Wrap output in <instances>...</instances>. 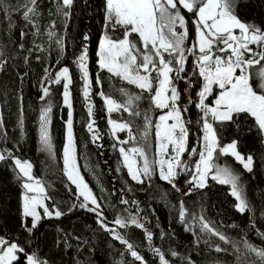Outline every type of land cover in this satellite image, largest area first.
Here are the masks:
<instances>
[{"label": "snow or ice", "instance_id": "1", "mask_svg": "<svg viewBox=\"0 0 264 264\" xmlns=\"http://www.w3.org/2000/svg\"><path fill=\"white\" fill-rule=\"evenodd\" d=\"M52 2L64 35L57 34V22L52 21L47 35L50 40L54 38L57 57L55 64L45 68V75L40 81L39 100L42 107L39 110L38 132L40 150L53 156L50 132L53 93L50 86H61V103L67 109L62 175L67 181L64 187L74 197L67 213L82 209L95 215L99 228L125 246L126 253L132 258L130 261H117V264H148L137 250L138 245L128 238L127 230L130 228L143 231L144 240L159 264H172L168 254L177 257L179 253L171 248L166 253L161 247L154 246V233L146 227L148 218L140 215L142 209L139 201L129 200L124 195V189H121L118 203L134 206L135 211L133 207L120 210L116 204H109L108 207L117 211L110 221L104 214L103 202L106 197L95 194L81 172L74 133L73 74L67 65L52 70L68 55L65 36L76 0ZM83 3L87 4L88 0H83ZM241 4L242 0H102L101 33L95 51L98 72L95 78L89 67L91 37L88 32L82 34L79 53L74 55L72 63L80 74L82 96L87 104L85 127L91 134V142L97 147L103 146L97 143L103 136L95 119L93 95H98L103 101L114 141L111 147L121 157L115 171L119 174L126 170L130 181L146 187H151L158 177L180 194L178 220L184 226V231L193 236L191 243L194 249H199L203 244L210 253L234 255V264H264V246L256 245L243 236L233 239L221 230V221H214L206 215L205 189L213 185L228 187V195L234 198L233 208L238 213L254 211L246 195L242 173L222 159L231 157L247 173L254 171V157L239 151L238 139L226 144L222 142L229 128L239 133L243 126H247L249 132L255 127L264 145V26L242 20L238 11ZM0 12L9 20V28L13 27L12 14L20 13L22 19L34 29L33 36L40 35L36 20L41 15L38 0H19L16 4L0 0ZM186 14L194 27V40L190 39ZM25 35L27 33L21 31V38ZM34 47L44 51L40 45ZM19 48H24L23 43ZM32 51L28 49L29 53ZM190 57L192 69L189 72L187 64ZM28 62V56H24L23 63ZM6 63V55L0 51V71ZM100 73L107 74L109 91L103 90L104 76ZM27 74L22 73L21 80ZM193 77L195 82H192ZM180 82L186 84L184 93H191L199 85L196 99L189 95L188 104L183 107L180 104ZM193 105L199 112V118L194 122L198 131L194 134L195 144L189 147L190 135H193L189 126L193 121L185 117L189 106ZM20 112L18 127L23 135L22 107ZM114 113L119 114L118 118L113 117ZM249 119L251 125H248ZM138 120L142 123H137ZM119 133H125L126 138L121 139ZM0 136H6L2 116ZM186 155L187 160L184 159ZM8 159L14 162V169H18L17 180L22 181V227L30 236L42 220L59 219L67 214L47 190L51 185L46 186L45 182L34 176L31 162L14 156L7 149L0 150V161ZM193 160L194 163H191ZM181 176L186 177L184 188L179 186ZM71 186H74V192ZM104 191L101 187V193ZM127 191L131 192L132 188L129 187ZM108 195L115 196L116 191ZM193 195L200 198L194 202L198 205L196 211H190L184 199ZM38 209H42V212ZM156 227L159 228V224ZM229 227L235 229L238 225L231 224ZM252 227H255L254 223ZM168 235L161 230L160 239ZM256 235L264 241V231L257 229ZM75 239L79 241L80 237ZM64 245L65 248L71 247L66 239ZM181 260L182 264H196L190 255ZM0 264H48V261L39 259L35 252L29 254L26 247L18 242L0 236ZM77 264L80 262L77 261ZM211 264H224V261L213 258Z\"/></svg>", "mask_w": 264, "mask_h": 264}, {"label": "trees", "instance_id": "2", "mask_svg": "<svg viewBox=\"0 0 264 264\" xmlns=\"http://www.w3.org/2000/svg\"><path fill=\"white\" fill-rule=\"evenodd\" d=\"M11 4H16L19 0H8ZM39 11L41 15L36 18L37 26L40 30L39 36H33L34 29L28 25L20 13L12 14L13 27L9 28V20L0 12V51H3L7 57V63L0 71V116L4 121V132L6 136H0V150L7 149L14 156L27 160L33 164L34 176L41 179L47 185H51L47 190L59 203V207L67 213V208L74 201L72 194L64 187L67 183L62 175V148L64 144V122L67 119L66 108L61 103L62 87L51 85L52 90V122L50 132L53 140V156L47 152H42L39 143L38 117L39 110L42 107L40 96V81L45 75V68L55 64L57 57L56 45L50 40L47 31L52 21L57 22V34L64 35V29L60 19L55 14V5L52 0H38ZM102 0H88L87 4L83 0H76L73 7V14L70 19L67 35L65 36L68 55L61 60L59 67L69 66L74 84L72 85L73 113H74V133L77 139L78 160L81 165V172L85 175L86 181L92 187L95 194L106 197L105 216L111 221L117 215L116 209L108 207L109 204H116L117 209L122 210L124 206L118 203L121 195L120 190L124 189V195L129 200L139 201L142 209L140 215L148 218V227L154 233L153 244L161 247L162 251L168 253L169 248L177 251L179 256L168 258L172 264H182L181 258L191 256L196 264H211L213 258L224 261V264H234L235 256H229L223 253L209 252L207 246L201 244L199 249H194L192 245L193 236L184 231V226L178 220V199L180 194L176 193L166 182L155 178L151 187L140 186L129 180L126 170L121 173L115 171L121 162L118 151L111 147L114 142L107 124L106 110L103 101L98 95H93L95 104V119L103 139L98 141L102 147H97L91 142V134L86 130L87 104L82 96V81L79 79V72L75 64L72 63L74 55L79 53L82 34L88 32L91 40L89 42L90 73L95 78L98 72L96 65L95 51L97 48L98 37L101 33L102 21ZM240 18L246 22H255L264 26V0H242L239 7ZM189 19L190 39L193 40L194 27ZM21 31L27 33L21 38ZM23 43L24 48L19 45ZM40 45L44 51H39L34 46ZM33 49L31 53L28 49ZM24 56H28V64L23 63ZM40 59L37 60L36 57ZM187 68L189 72L192 69V58H189ZM28 73L21 80L22 73ZM104 76L103 90L109 91L110 84L106 73H100ZM195 78L193 77V81ZM131 87V86H129ZM182 92L181 104H188V96L196 99V91L199 85L192 89L191 93H184L186 84L179 83ZM97 89L94 85V91ZM117 98H119V95ZM22 97V99H21ZM23 108L24 133L21 134L18 127L20 118V109ZM118 118L119 114H112ZM126 116V114H125ZM186 119H191L193 124L190 130L189 147L196 142L198 129L195 120L199 118L198 109L189 106ZM142 123V121H137ZM252 121L249 119L248 125ZM123 134H120L121 137ZM232 139H238V149L245 155L251 154L254 157V171L247 173L242 167L234 162L231 157L222 158L225 162L231 164L233 168L242 173L241 179L246 187V195L254 211L251 213L240 214L234 208V198L228 195L227 186L213 185L207 192L206 215L214 221H221L223 227L221 230L233 239H240L242 236L252 243L264 246V241L256 235V230L264 231V145L260 142V137L255 127L252 131L243 126L242 131L236 133L232 128L224 133L223 143H228ZM127 147V146H126ZM106 161V163H105ZM14 169V162L11 159L0 161V236L8 238L10 241H16L25 246L29 254L35 252L41 260H47L48 264H117V261H130L132 258L125 251V246L118 241L110 238L108 233L104 232L96 224V217L93 213L86 210L76 209L67 213L59 219H44L38 229L30 236L22 227V181L17 180ZM95 173V174H94ZM127 181V184L125 183ZM185 177L181 176L179 186L185 187ZM73 192L74 186H71ZM101 187L105 190L101 193ZM131 187L132 191L127 189ZM143 187V190H141ZM113 190L115 196H109ZM166 198H162L165 197ZM186 206L190 211L198 210V205L194 202L200 198L197 195L184 197ZM172 205L176 207L173 208ZM126 215V213H124ZM254 223L255 227H252ZM30 226V218L28 219ZM159 224V228L156 225ZM236 224L238 228H230L229 225ZM124 232L123 229H117ZM163 230L170 235L160 239V232ZM128 238L131 242L138 245L137 250L148 264H159L158 258L149 250L147 242L144 240L142 230L130 228ZM75 237H80L78 241ZM71 245L65 248L64 241ZM215 239V238H214ZM87 240L88 243H83ZM220 243L219 241H216ZM121 253H124L122 256Z\"/></svg>", "mask_w": 264, "mask_h": 264}, {"label": "rangeland", "instance_id": "3", "mask_svg": "<svg viewBox=\"0 0 264 264\" xmlns=\"http://www.w3.org/2000/svg\"><path fill=\"white\" fill-rule=\"evenodd\" d=\"M192 34H193V40L195 39V34H194V31L192 32ZM191 58V57H190ZM199 90V89H198ZM62 93V92H61ZM181 104V103H180ZM181 106L183 107V104H181ZM66 111H67V109H66ZM108 127H109V125H108ZM120 134H123L120 138L121 139H125L126 138V134L125 133H119V135ZM66 143V127H65V122H64V144ZM64 144H63V147H64ZM153 152H154V149H153ZM61 156H62V165H63V148H62V152H61ZM184 159L185 160H187L188 159V157H187V155L184 157ZM191 163H194V160L193 161H190ZM242 167V166H241ZM183 177H185V176H183ZM185 179H186V177H185ZM39 211H41L42 212V209H38ZM135 264H139V262H135Z\"/></svg>", "mask_w": 264, "mask_h": 264}]
</instances>
